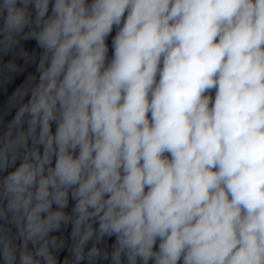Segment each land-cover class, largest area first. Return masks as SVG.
Segmentation results:
<instances>
[{
	"label": "clouds",
	"instance_id": "9594fccd",
	"mask_svg": "<svg viewBox=\"0 0 264 264\" xmlns=\"http://www.w3.org/2000/svg\"><path fill=\"white\" fill-rule=\"evenodd\" d=\"M20 75L0 264H264V0H0Z\"/></svg>",
	"mask_w": 264,
	"mask_h": 264
},
{
	"label": "water",
	"instance_id": "95a60500",
	"mask_svg": "<svg viewBox=\"0 0 264 264\" xmlns=\"http://www.w3.org/2000/svg\"><path fill=\"white\" fill-rule=\"evenodd\" d=\"M114 34V33H113ZM109 44H110V39H109ZM31 46V45H29ZM111 54V52H110ZM30 71L31 70H34V69H29ZM24 79V75H20L16 78V80L10 84L7 88V91H0V107H2L3 105L6 104L7 102V97L11 94V92L14 90V88L16 86H18ZM11 117L9 116L8 119H10ZM67 254V251L65 250V252L61 253V259L63 258L64 255Z\"/></svg>",
	"mask_w": 264,
	"mask_h": 264
}]
</instances>
